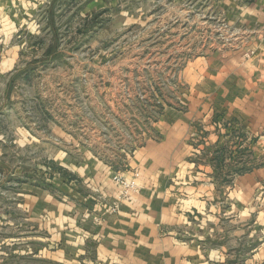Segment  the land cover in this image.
Instances as JSON below:
<instances>
[{"label":"crops","instance_id":"1","mask_svg":"<svg viewBox=\"0 0 264 264\" xmlns=\"http://www.w3.org/2000/svg\"><path fill=\"white\" fill-rule=\"evenodd\" d=\"M46 2L0 0V76L14 69V40L34 33ZM222 6L236 29L231 43L192 60L182 106L151 122L120 169L138 172V190L119 200L109 164L64 152L59 164L79 183L66 179L61 200L19 193L15 225L32 235L17 232L15 254L0 250V264H264V160L248 164V153L264 159V0ZM10 216L0 208V226Z\"/></svg>","mask_w":264,"mask_h":264},{"label":"rangeland","instance_id":"2","mask_svg":"<svg viewBox=\"0 0 264 264\" xmlns=\"http://www.w3.org/2000/svg\"><path fill=\"white\" fill-rule=\"evenodd\" d=\"M45 1L34 33L14 40V69L0 76V208L12 211L0 226V240L9 241L3 254H15L17 232L32 235L15 225L20 192L68 196L65 180H80L59 164L64 152L120 171L151 122L182 106L185 68L236 34L223 0ZM248 154L249 165L264 160Z\"/></svg>","mask_w":264,"mask_h":264},{"label":"built area","instance_id":"3","mask_svg":"<svg viewBox=\"0 0 264 264\" xmlns=\"http://www.w3.org/2000/svg\"><path fill=\"white\" fill-rule=\"evenodd\" d=\"M137 174L138 172L135 171L132 177H127L121 171H115L113 173L112 175L113 181L121 186V191L118 196L119 200L128 198L132 192L138 190V185L135 180ZM118 201H115L110 204L111 211H116L118 209Z\"/></svg>","mask_w":264,"mask_h":264}]
</instances>
